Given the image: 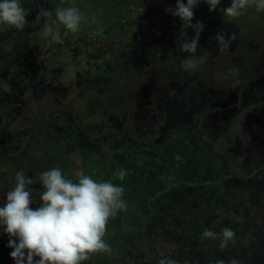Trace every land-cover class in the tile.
Listing matches in <instances>:
<instances>
[{
    "label": "rangeland",
    "instance_id": "1",
    "mask_svg": "<svg viewBox=\"0 0 264 264\" xmlns=\"http://www.w3.org/2000/svg\"><path fill=\"white\" fill-rule=\"evenodd\" d=\"M156 1L158 0H20L21 5L30 12L27 17L28 24L23 31L0 25V155L19 157L24 149H39L45 146L44 142L49 139H37L26 145V128H33V133L42 138L43 128L56 126L51 130L53 134L54 131L57 132V138L60 135L61 142H58L56 147L55 144L51 146L49 141L46 145L49 153H55L56 149L61 151L60 148L66 141L63 142L64 133L66 138L74 137L70 144L74 139L78 142L79 137L73 133L78 129L92 131L88 133L89 138L82 142L93 145H98L97 142L103 139L112 145L115 141H122V131L133 132L131 134L138 142L152 134L157 141L160 137L157 123L161 119L160 126L169 124L170 129L166 130L165 136L158 141L157 154L184 155L180 160L176 157L170 159V164L164 163L165 168L162 167V170H168V179L174 178L172 167H178L180 172L187 170V174L191 169L199 174V180L204 181L205 191L210 190L212 186L217 188V185L218 190H221V183L226 182L232 175L226 170H232V173L233 170H239L243 173L251 164L241 170L237 157L247 156L240 145L244 142L245 146L250 144L247 141L248 126L243 127L241 120H231L211 135L201 131L206 130L203 118H194L197 122H193V117L190 119L185 108L188 104L193 107L200 104L201 81L208 91H213L214 85L227 90L231 85L230 79L217 78L216 74L234 67L235 61L237 67L243 69L242 62L231 53L237 47L238 51H241V44L249 37L254 35L259 41L262 35L259 46L264 48V12L257 13L250 9L244 16L225 22L220 10L229 7L231 0H220L213 12H209L204 3L197 5L192 23L200 21L204 25L199 37L197 55L203 56L205 62L197 70L185 72L181 68V59L186 58L188 54L181 53L178 48L181 28L178 18H174L164 9L155 17L140 22L138 28L132 26ZM73 5L88 18L87 22H82L80 31L75 34L62 30V43H49L40 35L43 31V21L35 22L37 12L41 7L54 10L56 7ZM93 16L96 17L97 23H91ZM221 31L235 34L231 48L227 51H219L214 39ZM186 35L190 39L194 33L188 29ZM110 46L114 49L105 57L91 59L99 50L108 49ZM257 50L254 55L259 57L263 50ZM244 67L247 77L251 78L252 73L247 72L250 65L246 67L244 64ZM256 79L262 80L261 75H257ZM258 86L259 84H255L256 89ZM126 117L129 119L126 120ZM202 117L206 119L205 116ZM247 119H250L249 116ZM112 121L117 129L113 128L114 124L110 123ZM135 122L137 126L134 125ZM102 123L104 124L99 128ZM85 125L97 128L100 134L95 135V129H88ZM193 132H197L195 136L200 138H195ZM227 138H232V143L223 142ZM107 144L108 142L101 147L102 151L108 152L105 148ZM79 151L75 145L74 148L63 152V156L71 161L72 173H66L67 164L64 163V158L56 165L55 162L48 161L40 150L31 151L25 159L19 161H1L0 206L6 201V192L14 187L15 175L19 171H23L29 179L35 180L40 173L52 167H59L66 179L70 176L69 179L75 182L78 179L76 172L82 169L85 173L87 167L86 162L82 163L80 160ZM218 151L223 154L217 153ZM248 158L242 160V166L248 165ZM258 158L257 155L254 156V159ZM35 185L29 186L33 189L34 199V203L30 205L39 202L40 191L37 192L34 188L42 185L39 182ZM239 199L240 197L235 196L236 201L233 203L240 211L246 210L254 221L263 216L255 213L257 210L252 207L249 198L241 201ZM252 208L255 209L254 212ZM234 218L237 220L238 217ZM252 218L249 221H252ZM243 225L247 226V229L250 226L249 222ZM8 239L3 228H0V264H15L8 254L11 250L7 247ZM243 240L240 238L238 243ZM263 247L251 246L252 252L248 251L251 257L247 256L253 259L255 254V260L251 264H264ZM248 249L250 247H247ZM101 256L104 257L103 262L109 258L104 253H101ZM93 257L100 261L98 254H93ZM236 259L239 260L238 257Z\"/></svg>",
    "mask_w": 264,
    "mask_h": 264
},
{
    "label": "trees",
    "instance_id": "2",
    "mask_svg": "<svg viewBox=\"0 0 264 264\" xmlns=\"http://www.w3.org/2000/svg\"><path fill=\"white\" fill-rule=\"evenodd\" d=\"M175 3L174 1H156L152 4L151 9H146L133 22L132 26L138 28L140 22L155 17L164 9L174 7ZM113 49L112 46L108 49H101L91 59L103 58ZM28 52L31 53L30 50ZM26 55L24 54V56ZM165 118L163 117V119ZM110 123L114 124L115 122ZM160 123L161 119L158 120V127ZM134 125L137 126L136 122ZM50 127L56 128V126ZM85 127L95 129V135L100 134L97 128H90L88 125ZM52 128H43L42 138L33 133V128H26L28 132L26 145L37 141V139L46 141L49 139V144L51 146L55 144L56 147V144L61 142L60 135L57 138V132L54 131L53 134ZM113 128L117 129L116 124ZM90 132L92 131L84 129L73 131L79 139L77 143L74 139L71 144L69 142L74 137L66 138L64 133L63 142L66 141L63 146L66 147L61 146V151L56 149L55 153H49V148L46 146L48 145L47 141L44 142L46 147L24 149L19 157L5 156V158L0 155V162L4 160L5 162L7 160L19 161L25 159L31 151L40 150L48 161L55 162L56 165L64 158V163L67 164L66 173H72L71 161L63 156V152L76 145L80 150V160L87 164V167H84L86 175L98 182L111 181L124 188V200L127 207L110 219L104 237L105 241L111 245L113 254H107L109 258L104 262L102 261L104 257L100 253L98 254L100 261L92 256L91 260L81 262V264H96V262L97 264H159V260L166 257L175 259L178 264H215L217 259L230 261L236 257L239 258L240 264L253 263L254 254L253 259L247 257H251L248 251L252 252L250 251L251 246L247 242L250 230L243 225L249 222L250 217L246 210L240 211L238 206L233 203L236 201L235 195L230 193L229 185L221 184V190H218V185L217 188L212 186L210 190L205 191L204 181L199 180L197 172L190 169L188 171L190 173L187 174V170L180 172L178 167H172L174 178L168 179L166 177L168 170H162V167L165 168L164 163L170 164V159L177 157L180 160L184 155L180 153L165 156L160 153L161 155H158V146L153 134L138 142L132 135L133 132L122 131V141H115L113 145L106 139L99 140L100 142L96 141L98 145L83 143V140L89 138L88 133L90 134ZM196 133L193 132V136ZM109 137L111 138V136ZM106 142L108 144L105 148L108 152L101 149ZM211 142H213V138ZM121 169L127 173L123 181L116 176V173ZM226 172L229 173L228 170ZM69 178L70 176L67 179ZM34 190L42 191V186H37ZM210 192L211 194H209ZM208 195L209 197L206 198L205 196ZM239 200L241 201V199ZM37 205H40V202L30 205V207L34 209ZM234 217H238L237 220ZM226 227L232 229L236 234L235 245L229 244L226 249H220L218 241L201 238L205 229L219 233ZM257 232L263 233L264 231L258 230ZM240 238L244 240L238 243ZM247 247L250 249L247 250ZM12 250L8 251L9 255Z\"/></svg>",
    "mask_w": 264,
    "mask_h": 264
},
{
    "label": "clouds",
    "instance_id": "3",
    "mask_svg": "<svg viewBox=\"0 0 264 264\" xmlns=\"http://www.w3.org/2000/svg\"><path fill=\"white\" fill-rule=\"evenodd\" d=\"M200 3L213 12L220 0H176L174 7L165 9L181 22L178 48L181 53L188 54L181 59L185 72H193L205 62L203 56L197 55L204 25L200 21L192 23L194 10ZM250 9L264 12V0H231L230 6L220 11L225 22H231ZM29 14L20 0H0V25L23 31ZM87 20L75 5L54 10L41 7L35 17L36 23L43 21L40 35L49 43H62V30L75 34ZM91 23H97L95 16ZM188 29L194 33L190 39L186 35ZM234 38L235 34L223 31L214 37L219 51L229 50ZM238 72V68L233 67L216 76L236 80ZM126 174L121 169L116 176L123 181ZM76 176L78 182L66 179L59 167L40 173L35 180L29 179L23 171L16 173L14 187L6 192V201L0 206V228L9 237L7 247L13 249L10 258L15 264H81L91 260L93 254H113L104 237L110 219L127 207L124 188L111 181L98 182L82 169ZM36 182L42 185V191L38 194L40 206L33 209L30 207L34 203L33 189L29 186ZM201 238L218 241L220 249L236 243L235 232L227 227L219 233L205 229ZM159 264H178V261L166 257L160 259ZM215 264H240V261L217 259Z\"/></svg>",
    "mask_w": 264,
    "mask_h": 264
},
{
    "label": "flooded vegetation",
    "instance_id": "4",
    "mask_svg": "<svg viewBox=\"0 0 264 264\" xmlns=\"http://www.w3.org/2000/svg\"><path fill=\"white\" fill-rule=\"evenodd\" d=\"M254 37L255 36L252 35V37H249L244 43H240L243 46L241 51H238L237 47V49L231 53V55L234 54V56H237V60H239L240 63L242 62L241 67L243 69L238 68L236 65L237 62L235 61L234 67L238 68L240 71L242 70V72H238L236 80L230 79L231 85L228 84L229 87H227V90L220 89L214 85L213 91H208L207 88L204 87V82L201 81V91L199 94L201 98L200 104L194 107L188 104L185 108L186 114L190 116V119L193 117V122H197L194 121V118L198 120H202L203 118L206 130L201 131L211 135L214 134L215 131L223 128V126L231 120H237V122L241 120L243 127L248 126L247 141H249L250 144L245 146L246 142H244V144L240 145L241 149L246 151L247 156L237 157V161L241 165V170H244L243 167L247 168L249 164L251 165L245 169L243 173L239 170L238 172L233 170L232 173V170H229V174H232L231 178L221 184L223 186H231L230 193L240 197L241 200L249 198L248 200L253 204L252 207L257 210L255 211V209L252 208V211H255L256 214L263 215L257 221H254L255 219L252 217V221H249L250 226L248 229L250 233L247 242L252 248L264 246V232H257L258 230L264 231V48H262V45L259 46L263 38L262 35H260L261 39H259V41ZM236 45H239V41L236 42ZM257 49H260V51L261 49L263 50L260 52L259 57L254 55V52L258 51ZM244 64L246 67L250 65L247 72L252 73L251 78L247 77ZM259 74L262 80L256 79ZM255 84H259L257 89ZM202 115L205 116L206 119L202 117ZM247 116H249L250 119H247ZM168 129H170L169 124L165 127H158V135L160 137L157 138L156 143H158L159 140L161 141ZM231 139L232 138H227V140L223 142L232 143ZM217 153L223 154L222 151H218ZM256 155L259 157L258 159H254ZM245 157H249L246 162L248 163L246 167L242 166V160L245 159ZM246 192L248 194H246ZM262 251H264V247Z\"/></svg>",
    "mask_w": 264,
    "mask_h": 264
}]
</instances>
